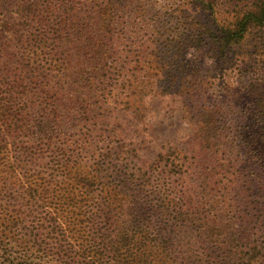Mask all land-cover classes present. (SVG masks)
I'll return each mask as SVG.
<instances>
[{
	"label": "trees",
	"instance_id": "1",
	"mask_svg": "<svg viewBox=\"0 0 264 264\" xmlns=\"http://www.w3.org/2000/svg\"><path fill=\"white\" fill-rule=\"evenodd\" d=\"M111 6L104 0L89 14L35 15L20 1L0 13V264H203L188 237L195 223L180 191L185 178L165 181L175 165L160 154L139 167L123 140L94 134L108 132L105 92L121 68L100 61L112 57ZM243 7L224 31L229 42L264 26V0ZM140 86L133 75L118 84L131 96ZM252 102L263 115L264 95ZM123 103L131 109L128 98ZM210 114H200L194 131L206 153ZM221 244L208 246L205 262L253 258L251 247L235 253Z\"/></svg>",
	"mask_w": 264,
	"mask_h": 264
},
{
	"label": "rangeland",
	"instance_id": "2",
	"mask_svg": "<svg viewBox=\"0 0 264 264\" xmlns=\"http://www.w3.org/2000/svg\"><path fill=\"white\" fill-rule=\"evenodd\" d=\"M20 1L31 3L35 15H84L104 2L0 0V13L9 14ZM110 1L112 57L100 61L121 68L111 75L116 86L105 92L108 132L96 130V138L107 140L109 133L123 140L139 167L160 154L163 164L175 165L165 181L185 178L180 191L192 207L195 227L188 237L197 261L208 264V246L220 240L235 253L251 247L248 264H264V114L252 108L253 95H264V26L251 27L236 43L224 37L243 4L256 0H235L236 6L231 0ZM132 75L144 84L134 96L118 87ZM208 111L206 153L194 131Z\"/></svg>",
	"mask_w": 264,
	"mask_h": 264
}]
</instances>
